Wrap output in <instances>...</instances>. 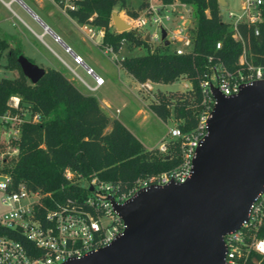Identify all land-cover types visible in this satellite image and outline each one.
I'll use <instances>...</instances> for the list:
<instances>
[{"label":"trees","instance_id":"1","mask_svg":"<svg viewBox=\"0 0 264 264\" xmlns=\"http://www.w3.org/2000/svg\"><path fill=\"white\" fill-rule=\"evenodd\" d=\"M159 1L170 4L174 0ZM180 1L194 8L191 50L177 55L161 45L145 55L124 58L118 65L138 84L150 81L167 85L186 80L190 90L159 92L148 109L163 122L173 118L182 133H189L197 125L202 101L199 84L209 67L221 65L235 73L243 51L253 65L264 67V13L263 22L257 26L258 35L254 33L255 26L239 24L236 32L240 40H235L234 31L221 19L218 0ZM55 2L78 25L104 30L101 49L118 54L124 45L129 49L148 45L133 31L117 33L110 29L116 6L134 18L146 2L137 11L129 9L125 0H67L72 8L64 0ZM217 43L220 49L216 48ZM6 50L5 67L17 70L18 77L0 79V115L15 113L8 102L16 97L23 113L39 116L38 123L22 124L19 136L9 140L8 146L16 152L10 160L2 158L5 146L0 142V172L11 177L14 187L22 183L30 191L50 194L44 203L52 206L51 198H85L89 190L80 186L81 180L110 182L118 184L120 191H127L137 179L178 165L177 149L167 159L156 149H146L119 120H111L104 113L94 96L83 94L62 72L46 69L35 85L30 84L18 64V58L23 56L20 47L11 48L0 39V57ZM66 169L75 175L74 181L65 179ZM6 233L31 247L21 235ZM257 236L264 237V228L257 231ZM237 264H264V255L251 250Z\"/></svg>","mask_w":264,"mask_h":264},{"label":"built area","instance_id":"2","mask_svg":"<svg viewBox=\"0 0 264 264\" xmlns=\"http://www.w3.org/2000/svg\"><path fill=\"white\" fill-rule=\"evenodd\" d=\"M145 2V7L137 11L136 17L127 16V19H122L129 26L128 31L137 32L144 41L148 37L149 40L145 41L147 44L157 42L158 46H166L161 38V32L164 30L167 46L171 43L180 44L173 50L177 55L189 52L192 48L191 31L194 25L191 26V21L181 15L179 7L188 12L186 8L190 5L180 0H174L170 4L160 1L156 4L151 0ZM67 7L72 8L70 5ZM263 13L264 0H244L239 15L229 13L227 22H224L222 17L221 19L234 31L233 38L240 40L236 32L237 25H253L255 35H258L257 26L263 22ZM175 22H179L180 28L172 30L171 26ZM147 29H153L154 32H147ZM97 31V35H94L91 29L87 32L90 38L102 37L104 30ZM220 46V43L216 44L217 49H220ZM73 62L75 65H83L79 56H74ZM238 66L239 69L235 73L227 71L221 65L208 68L199 84L202 101L195 129L182 133L177 122L169 130V138L162 139L156 148L157 153L165 157H169L173 149H177L178 165L160 174L137 179L127 191H120L118 184L92 179L85 181L84 185L80 183L81 187L89 190L85 198L63 201L51 198L52 206H48L44 199L50 198V194L30 191L22 183L14 187L11 177L0 172V207L3 208V211H0V264H63L71 258L79 259L89 252L108 246L125 230V224L115 211L111 199L117 205H124L140 190L152 186L162 187L170 182L185 183L192 173L196 149L208 134L207 121L216 103L212 97V89L225 98H233L242 87L254 82H264V67L253 65L248 60L246 51L240 56ZM72 73L74 74L73 71ZM86 73L93 75L94 86L77 77L88 91L95 92L103 84V80L95 76L91 69H87ZM153 85L150 81L141 83L139 90L150 93L153 91ZM8 105L15 113L7 111L0 115V128L5 132L11 131L12 139L19 136L22 124L39 122L38 115L30 116L22 112L18 98H10ZM64 177L67 181H74L75 175L66 169ZM263 218L264 186L250 206L248 221L241 229L224 237L227 249L226 264H237L251 250L264 255V237L257 236V231L261 227L264 228ZM7 231L24 237L31 243V247H26L19 239L6 233Z\"/></svg>","mask_w":264,"mask_h":264},{"label":"water","instance_id":"3","mask_svg":"<svg viewBox=\"0 0 264 264\" xmlns=\"http://www.w3.org/2000/svg\"><path fill=\"white\" fill-rule=\"evenodd\" d=\"M112 22L118 33L129 30L116 13ZM161 38L167 46L164 30ZM18 64L32 85L45 74L24 56ZM212 97L208 134L196 149L190 178L140 190L124 205L111 199L123 233L63 264H226L224 237L248 221L264 186V82L242 87L233 98L212 89Z\"/></svg>","mask_w":264,"mask_h":264},{"label":"rangeland","instance_id":"4","mask_svg":"<svg viewBox=\"0 0 264 264\" xmlns=\"http://www.w3.org/2000/svg\"><path fill=\"white\" fill-rule=\"evenodd\" d=\"M66 6L69 5L67 0ZM128 8L131 10L138 9L139 5L146 0H125ZM153 3L158 4L159 0H151ZM244 0H224L219 3L220 14L224 22L228 21V14L233 13L239 15L241 13V6ZM43 5L48 15L56 21V26L70 38L73 42L72 49L74 53L80 55L83 60V65H75L72 56L65 52L62 47L56 50V53L62 57L67 66H64L56 58V68H58L64 75L67 76L70 81L77 86V88L100 101L105 111L112 118L120 119L126 127L136 135L139 140L148 148L156 149L162 139H168V133L177 122L173 119H169L166 122L161 121L155 117L148 109L149 104L154 103L156 95L159 92L168 94L169 92H185L189 89V83L184 79H179L172 84L167 85H153V91L150 93L142 92L139 90V84H137L129 75H127L123 69L118 65V61L134 57L145 55L148 50L153 51L158 47V43H149L147 47H136L129 49L127 45L119 51L118 54H113L107 50L99 48L100 40L98 36L89 37V33L84 31L79 26L75 25L68 17L62 13V9L53 0H43ZM182 11L181 15H185L187 20L191 21V26L195 25V14L193 6H187L188 12ZM116 13L121 19H127V15L119 6H116L112 12ZM87 29H91L94 35L98 34L97 29L86 26ZM179 22L173 23L172 30L179 29ZM193 28V27H192ZM110 29L116 32V29L112 22V16L110 21ZM147 32H154L153 29H147ZM135 32V31H133ZM138 34L137 32H135ZM58 45V43H56ZM10 46V45H9ZM59 46V45H58ZM179 43H171L168 46L169 51L175 50L179 47ZM11 48H14L10 46ZM7 50L0 57V79H14L18 77L17 70H10L5 67ZM29 59V58H28ZM30 60V59H29ZM32 61V60H31ZM36 66L42 68L41 64L37 61H32ZM86 68H90L92 73L100 77L103 80V84L95 91H88L78 79V77L90 86H94L93 75L86 73ZM46 70V69H44ZM74 74L72 73V71ZM78 76V77H77ZM186 86V87H185ZM12 139V132H5L0 128V142L4 143L5 150L2 158L7 157L8 160L15 156L16 152L8 146L9 140ZM81 184L84 185L85 181L81 180ZM0 194V198H1ZM0 211L3 208L0 207Z\"/></svg>","mask_w":264,"mask_h":264},{"label":"crops","instance_id":"5","mask_svg":"<svg viewBox=\"0 0 264 264\" xmlns=\"http://www.w3.org/2000/svg\"><path fill=\"white\" fill-rule=\"evenodd\" d=\"M53 3L56 5L55 0H53ZM62 13L75 23V25L79 26V28H82L86 32L88 31L87 27L78 25L64 10H62ZM98 38L101 43L102 37L98 36ZM0 39L6 41L12 47L19 46L25 58L37 61L41 64L43 69H55L60 71L56 68V58L64 66H67L62 57L56 53V50L60 47H62L65 52L69 53L72 58L74 56L80 57L79 54L74 53L72 49L74 44L70 38L61 28L56 26V21L48 15L44 8L43 0H0ZM56 43H58L59 46L56 45ZM87 69L90 68H86V70ZM65 77L67 78L66 75ZM190 87L191 85L189 84L187 88L189 89ZM81 92L85 95H90L83 91ZM98 102L101 109L111 120L117 119L126 127L120 119L112 118L108 115L100 101ZM134 136L139 140L136 135ZM143 146L148 149L144 144Z\"/></svg>","mask_w":264,"mask_h":264},{"label":"bare ground","instance_id":"6","mask_svg":"<svg viewBox=\"0 0 264 264\" xmlns=\"http://www.w3.org/2000/svg\"><path fill=\"white\" fill-rule=\"evenodd\" d=\"M222 2H224V0H221Z\"/></svg>","mask_w":264,"mask_h":264}]
</instances>
